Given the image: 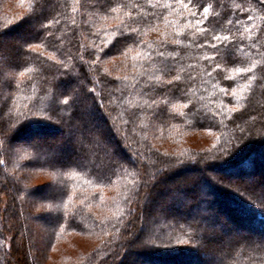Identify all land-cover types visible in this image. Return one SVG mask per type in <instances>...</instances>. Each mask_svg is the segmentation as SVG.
Returning a JSON list of instances; mask_svg holds the SVG:
<instances>
[{
	"label": "trees",
	"instance_id": "obj_1",
	"mask_svg": "<svg viewBox=\"0 0 264 264\" xmlns=\"http://www.w3.org/2000/svg\"><path fill=\"white\" fill-rule=\"evenodd\" d=\"M30 2L0 0V61L33 69L24 78L18 75L23 67L12 69L19 82L11 87L0 79V264H202V255L211 252L213 264H264V236L250 234L264 229V67L258 63L253 73L225 79L228 69L264 62V9L257 0L216 6L217 30L230 27L243 36L217 56L223 68L212 78L203 75L211 68L200 59L209 48L166 44L184 57L176 60L185 67L181 87L192 99L188 109L180 108L185 116L172 113L170 104L148 108L144 94L147 74L160 75L155 50L165 32L168 41L173 38L175 26L164 24V17L181 25L184 17L153 10L145 0H42L43 11L29 16ZM235 3L252 10L233 16ZM134 4L159 17L141 16L135 25L142 28L141 46L126 32L118 34L122 22H131L125 12L137 16ZM118 5L117 12L110 10ZM248 15L256 19L248 21ZM229 18L242 23L223 24ZM53 19L59 22L41 26ZM253 23L258 31L249 39L245 29ZM178 38L203 42L187 32ZM253 43L258 46L250 48ZM127 48L132 50L122 55ZM137 52L142 55L133 59ZM246 76L255 79L239 101L214 87L239 88ZM153 87L150 95L160 100L171 86ZM169 99L176 102L174 95ZM35 108L50 110L52 119H17L18 112ZM33 170L50 181L28 184ZM185 170L190 174L177 180ZM246 176L250 184L242 185ZM50 187L55 192L49 196L44 191ZM167 193L173 200L155 218ZM38 200L45 203L42 211L33 209ZM218 227L227 237L209 235ZM75 238L89 243L75 254L62 249Z\"/></svg>",
	"mask_w": 264,
	"mask_h": 264
},
{
	"label": "snow or ice",
	"instance_id": "obj_2",
	"mask_svg": "<svg viewBox=\"0 0 264 264\" xmlns=\"http://www.w3.org/2000/svg\"><path fill=\"white\" fill-rule=\"evenodd\" d=\"M78 3V0H76ZM147 6L153 10L158 8L168 9L170 10L168 12V15H173L175 13L177 16L184 17V23L181 25L179 20H169L167 16L164 17L163 23L168 26H175L174 31L172 34V40L168 41V33H164V40L160 43L159 49L155 50V55L159 57V72L160 75H155L152 73L147 74V79L144 83L145 88V95L149 96V100L145 101V105L148 108L158 107L159 104H165V105H171V112L178 114L180 116H185L186 113L183 111H180V108L188 109L189 105L192 104V99L188 96V91L185 87H181V84L183 83L184 76L182 75L185 72V67L179 64V61L176 60V57H180L182 60L184 57L180 56L179 51L174 52H168L166 48L167 43H174L177 45L183 44L185 47L188 48H195V49H204L205 47L209 48L210 51L207 53H204L200 59L204 61H208L209 65L208 67L211 68L209 71L207 68L204 69L203 75L212 78L213 73L217 69H222L223 65L219 62H215L217 56H222V52L225 49L226 46H229L228 50L231 51V45L233 41L237 39V34H239L241 37L243 36L242 33H233L231 28H227L223 31H218L217 26L221 25L220 16L221 13L216 11V6H219L220 8L224 7V4L222 3V0H215V3L213 2H201V0H166V2H161V0H145ZM257 4L261 6L262 9H264V0H257ZM132 7L137 8L139 10L137 16L134 18L133 13L131 11H127L124 13V15L128 18L130 23H123L120 25V30L118 32L119 35L126 36L125 38L127 40H131L132 43L136 46L145 45L146 42L139 39V36L142 34V28L135 26L138 24L140 17H144L147 19L148 17H154L159 18L156 13L149 12L145 8L140 7L138 4H134ZM235 11L232 13L233 16H235L236 12H247L251 11L252 8L245 9L244 5L242 3H235L233 5ZM120 8V5H118L115 8L110 9L112 12H117ZM43 11V3L42 0H31L29 4V16L34 15L37 10ZM77 9L74 7L72 9L73 12H75ZM185 11L187 12V16H185ZM214 14V15H213ZM197 16L199 18H197ZM25 17H21V21H25ZM256 17L252 15L247 16L248 21H254ZM57 20H49L47 25H41L42 27H47L48 25H51L52 23H58ZM75 23V21H73ZM242 21L240 19H226L223 21V24H226L228 26L232 25H239ZM210 25V26H209ZM222 26V25H221ZM158 30V29H155ZM245 31L248 33L249 39H252V32L258 31L257 25L255 23L251 24L248 28L245 29ZM187 33H190L192 35L199 34L201 37H203L202 43H194L192 40L182 41L178 37L185 35ZM51 35V33H49ZM148 47H151V45H147ZM257 43L251 44L249 47L254 48L257 47ZM29 48H32L31 45H29ZM163 49V50H160ZM34 50V49H33ZM131 48L125 49L124 52H122V55H127L129 51H131ZM237 51L243 50V45H239L236 49ZM2 51V49H0ZM142 55V53L137 52L136 56L133 57L135 59L136 57ZM151 55V54H149ZM55 57H53L54 59ZM98 59V58H97ZM171 60L172 63L176 64L177 67L173 68L170 66L169 61ZM94 61L93 63H95ZM258 63L261 64L262 67H264V62L262 61H253L249 65L241 66V67H233L231 69H228V71L231 73V75L226 76L225 79H232L235 80L238 76L245 75L248 73H253L254 70L257 69ZM67 67V65H64ZM23 67L22 64L14 63L10 60L4 59L3 61H0V79L3 80L4 83L7 84L8 87H11L13 82H19L17 81V74L12 71L14 68ZM195 67V65L189 64L187 65L188 69H191ZM33 71V69L28 67H23V71L19 72V77L24 78L26 73ZM173 72L175 74H173ZM170 76V78H166ZM188 79H192V76L189 75L187 77ZM255 79L254 76H246V83L239 87V88H232L230 91L224 87L219 86L218 84L214 87H219V91L224 95H231L235 97L238 101L242 98V94L250 85V83ZM157 85H165V86H171L167 89V92L165 93L163 99H154L150 94L156 93V88L153 87V83ZM173 90H175L173 92ZM169 94L174 95L176 98V102L173 103L171 99H169ZM178 94V95H177ZM186 101L181 103V101ZM62 103L67 106L69 104L68 97H65L62 101ZM224 102L221 101V104ZM194 107V106H193ZM50 110H41L39 108L35 109H28L27 113L20 111L17 113V119H29L32 118L37 124L40 123L41 120H51L52 115L49 114ZM230 111H235V108L230 109ZM3 136V132H0V137ZM5 144L4 139H0V147H3ZM28 153H24L19 158L24 159L25 156H27ZM4 161L0 160V164H3ZM19 166V165H18ZM55 175V174H54ZM103 178V177H101ZM75 195V193H73ZM72 197H69V200H71ZM181 242V241H177Z\"/></svg>",
	"mask_w": 264,
	"mask_h": 264
},
{
	"label": "rangeland",
	"instance_id": "obj_3",
	"mask_svg": "<svg viewBox=\"0 0 264 264\" xmlns=\"http://www.w3.org/2000/svg\"><path fill=\"white\" fill-rule=\"evenodd\" d=\"M2 80V79H1ZM102 128H104V125H102ZM52 134L51 135H55V134H57V135H59L60 134V131H56L55 133L54 132H51ZM40 135V137L41 138H43L42 136H41V134H39ZM200 142L201 141H199V142H197V143H195V145L196 146H198L199 144H200ZM12 162H10V160H9V163H8V165L10 166V164H11ZM12 171H15V168H13V170ZM218 173H220L221 175L223 174V175H225V174H227V173H223L222 171H218ZM190 174V170H185L184 172H182V173H180L179 175H178V178H177V180H180L181 178H182V176H186V175H189ZM229 175V177L230 178H234V179H237L238 178V176H235L234 174H232V173H230V174H228ZM26 176V175H25ZM50 177L48 176V175H44V174H41V173H38V172H36V171H30L29 173H27V176H26V178H25V180H26V182H28V184H46V183H48L49 181H50ZM242 185H244V183H247V184H250V181H251V179H250V177L249 176H246V177H243V179H242ZM55 192V188L54 187H50L49 189H47V190H45L44 191V193L46 194V195H52V193H54ZM173 199L172 198H170V195L167 193L166 195H165V198H164V202L162 203V205L159 207L158 206V208L156 207V209H155V213H154V216H155V218H158V217H160L161 216V214H162V212H163V208H164V205H166V204H169V203H171V201H172ZM179 204V203H178ZM184 205V204H183ZM182 205V206H183ZM34 207H33V209L35 210V211H42L44 208H45V203L43 202V201H35L34 202V205H33ZM179 207H180V204L178 205ZM225 221V220H224ZM253 229V228H252ZM252 229H250V231L252 232H250V234H251V236L253 237V238H257V237H260V236H264V229H259V231H255L254 229V231L252 230ZM231 231H232V233H234L235 235L236 234H241V233H243V232H246V233H248V231L246 230V231H239V230H237V229H231ZM215 232H218V233H222L225 237H227V232L225 233V229L223 230H220V228L218 227V228H216L215 230H214V232H212V233H210L209 232V235L210 236H212V235H214L215 234ZM88 243H89V241L88 240H86V239H81V238H75L74 240H73V243H71L70 244V246L69 245H67L66 246V249L65 248H62V249H64L65 251H67V253H70V254H75V253H77V251L79 250V249H81V247L83 246V248H85L86 247V244L88 245ZM34 252V251H33ZM201 259H203V261H202V264H213V262H216L215 260H216V257L214 256V254L211 252V253H206V254H203L202 255V258ZM197 264V263H196ZM198 264H201V262L200 263H198Z\"/></svg>",
	"mask_w": 264,
	"mask_h": 264
}]
</instances>
